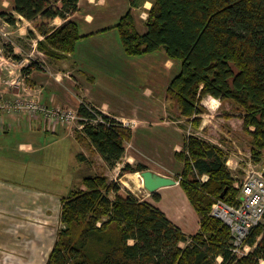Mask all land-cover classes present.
<instances>
[{"label":"trees","instance_id":"trees-1","mask_svg":"<svg viewBox=\"0 0 264 264\" xmlns=\"http://www.w3.org/2000/svg\"><path fill=\"white\" fill-rule=\"evenodd\" d=\"M79 2L14 0V10L44 36L38 49L50 60H60L74 53L81 39L78 24L69 20L79 11ZM145 2L152 7L146 13L147 32L141 34L134 12ZM130 4L115 26L127 55L164 51L179 67L167 95L180 116L191 120L193 135L176 157L184 163L180 185L200 217V231L189 237L120 181L89 176L61 200L63 229L47 264H219V258L221 264H264V224L246 241L253 250L247 256L234 255L230 228L211 215L218 199L239 204V190L227 166V151L198 135L207 112L204 99L231 101L251 137L253 162H264V0H130ZM56 18L67 22L53 28ZM7 20L17 22L14 15ZM88 106L81 105L80 117L93 120L100 115L110 126L81 121L84 133L115 167L126 154L132 130L93 107L92 113ZM146 170L142 164L136 168L128 164L123 173ZM203 175L209 181L201 185Z\"/></svg>","mask_w":264,"mask_h":264},{"label":"crops","instance_id":"crops-1","mask_svg":"<svg viewBox=\"0 0 264 264\" xmlns=\"http://www.w3.org/2000/svg\"><path fill=\"white\" fill-rule=\"evenodd\" d=\"M10 1L5 3L0 0V96L13 101L21 94L33 95L49 106L76 111L86 103L123 127V123H130L132 140L115 168L122 169L128 164L133 167L136 162L161 176L177 179L184 170V163L176 157L178 152L183 151L187 138L183 126L187 123L191 125V120L180 116L176 105L167 95L168 87L179 70L166 56L164 69L167 76L158 72L156 77L163 90L159 93L148 91L147 96L141 94L138 71L154 61L153 54L140 59L127 55L115 28L131 9L130 0H80L79 11L69 20L78 24L81 39L75 52L60 60H50L38 49V42L44 40V36L31 22L15 12L14 0ZM151 7V2H145L134 12L137 30L141 34H145L147 28L145 23L140 24L137 16L141 15L145 22V13ZM3 11L17 18L15 25L1 14ZM66 22L56 18L52 27L59 28ZM22 61L23 64L18 65ZM11 62L17 64L15 68ZM152 70L157 71L158 68L149 66V73ZM19 78V87L12 86L11 83ZM151 79H154V75ZM215 100L220 101L221 105L227 102ZM216 101L210 102V107L203 105L207 111L214 108L217 116H225ZM234 107L233 104L231 109ZM227 114L231 117L222 118V121L233 127L232 122L238 120L239 126L243 127V120L235 118L240 116L239 113ZM205 130V126H201L198 135L201 133L204 136ZM74 131L61 124L51 129L42 117L0 112V264H46L56 244L53 242L49 246L47 243L49 229L46 228L52 227L49 217L61 218V201L57 212L49 211L46 191L42 192L36 187L37 181L40 183L39 173H31L33 168L39 170L42 165L43 157L38 155L46 147L45 143L52 146L69 141L78 155L85 157L83 164L110 169L93 145H87L92 154L86 153ZM80 134L84 135L83 132ZM201 134L199 137H202ZM214 144L225 149L229 154L228 159L242 169V162H246L240 156L243 151L235 154L221 143ZM250 154L245 157L249 158ZM239 169L232 170V173ZM111 180L116 181L115 178ZM139 187L142 188L140 194L145 195L144 200L154 204L184 234L192 237L200 231V217L180 183L161 188L150 195L144 190L143 181ZM154 195L160 200H155ZM21 233L28 235V238H21Z\"/></svg>","mask_w":264,"mask_h":264},{"label":"rangeland","instance_id":"rangeland-1","mask_svg":"<svg viewBox=\"0 0 264 264\" xmlns=\"http://www.w3.org/2000/svg\"><path fill=\"white\" fill-rule=\"evenodd\" d=\"M5 3H10V0H3ZM11 6V5H10ZM4 17L10 16L11 14H8L7 11H3L1 13ZM145 13V18H146ZM137 19L141 23H145L144 20L141 18V15L137 16ZM6 49V45H5ZM44 54V53H43ZM47 58V56H45ZM44 57V59H46ZM153 62L151 64L153 65H144L143 69H140L138 71V81L140 85H142V91L141 94L147 96V92L151 91L159 93L161 90V83L156 80V77L158 76V72L164 74L167 76L165 72V60H166V54L163 51H160L156 54H153ZM141 57H139L140 59ZM176 69L178 70V65L174 64ZM154 69L158 68L157 71L152 70V73H149L148 67ZM24 69V68H23ZM154 79H151L153 77ZM159 82V84H158ZM152 100V99H151ZM216 101L215 99L211 97H206L203 101V103L210 107V102ZM219 103L220 105V112L222 114H225V116H217L215 113L214 108H211V111H207L203 115V119L205 120V134L203 139L209 142L214 143H221L222 146L226 147L227 150H229L231 153H239V151H243V154L240 156L245 160L242 162L241 168L238 171L234 172L239 176V181L244 180V177L246 173L244 172V169L246 168V163L249 162V158L245 157V155L249 154L252 149V140L249 135H247L243 127L241 128L239 125L238 120H234L232 122L233 127L227 125L224 121H222V118H230L231 115H228L229 112H235V109H231L232 105L231 102H226L223 105H221L220 101H216L215 103ZM214 111V112H213ZM227 114V115H226ZM216 115V116H215ZM235 118H240V116H235ZM241 119V118H240ZM81 121L79 122V125H76L74 127V132L76 136H79V139L81 141V144L83 148L86 150L87 154H92L91 149L87 147L88 144L92 146V144L89 142V139L86 137L84 133V128H80ZM96 125V124H95ZM185 128V134L186 137H188V123L183 126ZM125 128V127H124ZM130 129V127H128ZM193 131V129H192ZM80 132H83L84 135L80 134ZM199 134V136H200ZM83 140H82V138ZM85 137V138H84ZM201 137V138H202ZM52 140L51 142H53ZM234 141L236 143H234ZM46 147L44 150L38 155L43 157L42 165H40L39 170H36L33 168L31 170V173L38 172L40 177V183H36V187L39 190H42V192L46 191L47 199L50 202L49 203V211L57 212V207L59 206V201L62 200L63 197H67L71 191L77 190L81 187L82 181L85 177L94 176L96 173L99 175L102 174V176H105L107 174L110 180L111 178H115L116 181H120L122 185L126 188H128L130 191H132L136 196H140V191H142V188L139 187V185H142V177L140 176V172L136 173H123L124 168H118L111 167L108 164L109 170H103L101 169V166L96 167H89L86 163H82L83 161L79 160L78 153L75 149V147L72 146V144L69 141H64L62 143H56L52 144V146H49V143H45ZM240 148V149H239ZM46 149V150H45ZM133 150V148H132ZM131 152V148L129 150ZM251 155V154H250ZM127 159V158H126ZM34 162V161H32ZM139 164L134 162V168H136ZM120 167V166H119ZM233 173V174H234ZM124 176V177H123ZM36 179V178H35ZM112 181V180H111ZM115 181V180H114ZM35 190V189H34ZM52 202V203H51ZM49 224L52 225V227L46 228L49 229L48 231V238L47 243L49 246L51 243L56 242L57 234L60 232V230L63 229L61 218H50L49 217ZM54 223V224H53ZM44 228V227H43ZM21 238H28V235L20 234ZM50 256V255H49ZM48 256V260H49ZM47 260V262H48ZM222 259L218 260V263L221 264ZM5 264H10L6 262ZM44 264V263H42ZM47 264V263H46Z\"/></svg>","mask_w":264,"mask_h":264},{"label":"built area","instance_id":"built-area-1","mask_svg":"<svg viewBox=\"0 0 264 264\" xmlns=\"http://www.w3.org/2000/svg\"><path fill=\"white\" fill-rule=\"evenodd\" d=\"M23 61L18 65H22ZM13 68L17 64L11 62ZM23 78V77H20ZM11 83L12 86L19 87L21 79ZM8 86L10 84H7ZM26 91V88H25ZM90 111L95 114L93 109L88 106ZM15 113L18 112L24 116H30L32 118L42 117L45 123L49 124V128L54 129L56 125L61 124L68 130L73 131L76 125H79L80 121L90 124H105L110 126L103 117L96 115L93 120L84 119L80 117L79 111L72 108H62L49 106L41 103L33 95H18L13 101L5 99L0 96V112ZM205 124V120L202 125ZM125 128L130 126V123H123ZM80 128H84V124L80 125ZM188 137L193 135L192 126L188 127ZM227 166L229 170L239 169V164H233L228 159ZM246 173L244 180L239 181L238 176L236 178V187L239 190L237 205H229L223 200H216L213 204L211 215L221 220L227 225L232 233L233 237V254L247 256L253 248L246 244V241L250 233L260 225L264 224V162L254 163L252 160V154L249 156V162L246 163L244 169ZM182 177L178 176L176 181L180 183ZM200 184L203 185L209 181L208 175H203L199 178ZM220 259V258H219Z\"/></svg>","mask_w":264,"mask_h":264},{"label":"water","instance_id":"water-1","mask_svg":"<svg viewBox=\"0 0 264 264\" xmlns=\"http://www.w3.org/2000/svg\"><path fill=\"white\" fill-rule=\"evenodd\" d=\"M140 176L143 179L144 190L149 195L157 192L161 188L174 186L177 184L176 179L171 177L161 176L157 173L152 172L151 170L140 172ZM140 197L144 199L145 195L140 194Z\"/></svg>","mask_w":264,"mask_h":264},{"label":"bare ground","instance_id":"bare-ground-1","mask_svg":"<svg viewBox=\"0 0 264 264\" xmlns=\"http://www.w3.org/2000/svg\"><path fill=\"white\" fill-rule=\"evenodd\" d=\"M124 177V176H123Z\"/></svg>","mask_w":264,"mask_h":264}]
</instances>
